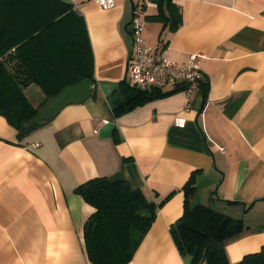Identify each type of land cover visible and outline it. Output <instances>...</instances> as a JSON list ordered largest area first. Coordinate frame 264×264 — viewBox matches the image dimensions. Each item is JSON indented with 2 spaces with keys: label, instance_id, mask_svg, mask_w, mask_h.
I'll list each match as a JSON object with an SVG mask.
<instances>
[{
  "label": "crops",
  "instance_id": "obj_1",
  "mask_svg": "<svg viewBox=\"0 0 264 264\" xmlns=\"http://www.w3.org/2000/svg\"><path fill=\"white\" fill-rule=\"evenodd\" d=\"M67 1L78 6L87 26L95 94L22 138L0 114V264H92L84 225L95 208L75 188L100 176L128 181L157 204L174 192L129 264L189 263L170 228L183 214L182 187L192 174L195 205L244 223L226 240L229 259L262 250L264 0H174L183 16L176 31L147 21L146 40L167 45L172 60L206 56L208 87L188 96L183 86L169 85L162 89L167 95L120 115L114 107L136 92L129 73L134 5ZM132 1L136 8L146 4L145 19L157 13L156 3ZM30 88L37 105L45 95L34 84L25 91Z\"/></svg>",
  "mask_w": 264,
  "mask_h": 264
},
{
  "label": "trees",
  "instance_id": "obj_2",
  "mask_svg": "<svg viewBox=\"0 0 264 264\" xmlns=\"http://www.w3.org/2000/svg\"><path fill=\"white\" fill-rule=\"evenodd\" d=\"M149 1L157 4V13L146 15L147 21L160 22L170 32L183 23L181 8L174 0ZM141 6L143 11L146 4ZM84 78L94 79V58L84 17L74 9V2L0 0V114L17 129L19 138L39 126L29 128L27 122L49 97ZM32 84L45 95L37 105L25 94V88ZM133 87L136 92L114 107L116 115L169 93ZM202 87L207 89V82ZM182 190L184 211L170 231L180 253L190 257L188 264H264V248L238 262L229 259L226 240L243 231L244 223L208 205L192 207L195 174ZM75 193L95 208L84 225L89 261L129 264L159 206L174 192L157 204L128 181L100 176L78 185Z\"/></svg>",
  "mask_w": 264,
  "mask_h": 264
},
{
  "label": "built area",
  "instance_id": "obj_3",
  "mask_svg": "<svg viewBox=\"0 0 264 264\" xmlns=\"http://www.w3.org/2000/svg\"><path fill=\"white\" fill-rule=\"evenodd\" d=\"M104 8H113L117 0H94ZM78 6L74 3V9ZM141 8H135L132 18L133 51L129 60L130 82L136 88L164 89L169 85L183 86L188 96L201 88L205 81L202 61L206 56L202 53H191L188 60L178 63L171 59L168 47L164 44L154 45L145 37L147 20ZM175 118L176 124H181ZM36 146L39 143L35 144ZM225 150V148H223Z\"/></svg>",
  "mask_w": 264,
  "mask_h": 264
},
{
  "label": "water",
  "instance_id": "obj_4",
  "mask_svg": "<svg viewBox=\"0 0 264 264\" xmlns=\"http://www.w3.org/2000/svg\"><path fill=\"white\" fill-rule=\"evenodd\" d=\"M130 1L131 4L134 5V2L132 0ZM94 89L95 81L92 78H84L66 86L60 93L49 97L47 101L39 107L37 113L27 122V126L30 128L52 121L66 106L81 104L88 100L94 93Z\"/></svg>",
  "mask_w": 264,
  "mask_h": 264
},
{
  "label": "rangeland",
  "instance_id": "obj_5",
  "mask_svg": "<svg viewBox=\"0 0 264 264\" xmlns=\"http://www.w3.org/2000/svg\"><path fill=\"white\" fill-rule=\"evenodd\" d=\"M33 90H34V88H30V90L27 89V90L25 91V94H26V96H27V98H28L29 100H32V99L34 100V99H36ZM190 204H191L192 207H195V204L192 202V200H191Z\"/></svg>",
  "mask_w": 264,
  "mask_h": 264
}]
</instances>
